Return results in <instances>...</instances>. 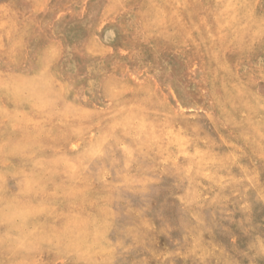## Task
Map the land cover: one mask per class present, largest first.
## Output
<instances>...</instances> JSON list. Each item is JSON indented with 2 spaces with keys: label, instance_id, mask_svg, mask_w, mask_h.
Masks as SVG:
<instances>
[{
  "label": "rangeland",
  "instance_id": "1",
  "mask_svg": "<svg viewBox=\"0 0 264 264\" xmlns=\"http://www.w3.org/2000/svg\"><path fill=\"white\" fill-rule=\"evenodd\" d=\"M0 264H264V0H0Z\"/></svg>",
  "mask_w": 264,
  "mask_h": 264
}]
</instances>
